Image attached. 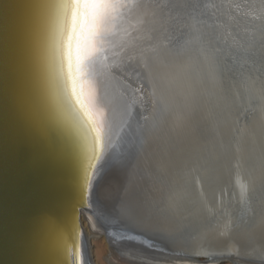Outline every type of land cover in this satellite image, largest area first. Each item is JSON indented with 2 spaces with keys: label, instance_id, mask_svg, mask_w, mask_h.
Segmentation results:
<instances>
[{
  "label": "bare ground",
  "instance_id": "bare-ground-1",
  "mask_svg": "<svg viewBox=\"0 0 264 264\" xmlns=\"http://www.w3.org/2000/svg\"><path fill=\"white\" fill-rule=\"evenodd\" d=\"M37 2L0 0V45L7 41L6 63L0 46V264H77V247L81 264H94L93 242L101 259L113 256L138 264H219L226 257L230 264H264V151L257 150L254 143V149L242 155L232 151L217 155V150L208 155V160L224 166H217L220 171L213 187L201 193L204 199L187 204L188 208L179 206L176 212L165 213L168 208L158 179L162 174L154 167L156 173L151 167L147 172L154 177L147 184L141 182L147 185L140 190L142 196L129 198L119 190L122 196L118 195L117 204L101 201L108 193L105 189L116 192L117 186L107 177L108 183L102 187L105 176L115 174L110 172L113 168L127 167L125 155L134 150L141 132L166 119L188 131L201 127L199 116L191 122L170 113L176 102L183 106L187 99L196 108L199 100L190 98L191 89L186 87L173 91L172 82L164 79L167 76H159L170 25L169 17L161 16L163 0H124L130 7L108 23L103 40L95 45L94 62L85 73L75 69L74 45L70 52L65 41L63 59L57 57L54 14L34 8ZM233 3L237 11L257 22L264 20L261 0ZM139 4L146 7H137ZM231 17L237 18L233 12ZM188 24H181V29ZM252 24L241 28L247 31V38L264 32V22ZM225 29L224 39L233 46L243 44L239 35L229 34L230 27ZM90 39L91 23L85 21L81 54L89 50ZM134 99L141 107L139 123L130 118ZM149 101L156 103L155 107L161 104L166 111L161 110L156 119L148 115ZM262 103L264 109L263 97ZM175 111L179 114L180 109ZM82 122L95 128L90 135L99 134L96 152L103 160L99 172L92 173L95 189L91 197L85 189H78L82 162L89 152ZM258 125L264 127V113ZM196 144L195 149L208 154ZM226 157L231 160L226 162ZM235 159L242 161L240 168L227 170L238 163ZM140 184H135V190L131 186L125 189L135 194ZM168 192L175 191L169 188ZM140 206L143 216L135 215ZM167 216L176 218L167 222ZM73 223L82 233L75 238L70 231ZM215 229L225 237L221 243L212 241ZM145 236L156 243H149Z\"/></svg>",
  "mask_w": 264,
  "mask_h": 264
},
{
  "label": "water",
  "instance_id": "water-1",
  "mask_svg": "<svg viewBox=\"0 0 264 264\" xmlns=\"http://www.w3.org/2000/svg\"><path fill=\"white\" fill-rule=\"evenodd\" d=\"M183 2L184 0H163L161 4V16L164 19L168 16L170 25L169 32L165 36L167 41L163 44L162 63L158 65L159 76L162 79L163 76H167L164 79H169L172 82L171 85H174L172 86L173 91L182 87L191 89L190 98L199 101L200 97L196 98V96H200L202 91L211 97L225 96L226 93H229L232 95L229 101L231 105H237L239 116L244 115L246 110L250 108L252 114L262 117L264 113L262 108V97L264 98V32H260L258 35L255 32L253 37L247 38V31H242L241 28L244 29V25L245 28L253 26L252 23L254 22L263 23L264 20L257 22V19L248 17L244 12L237 11L233 0L232 3H230V0H190L187 7H165L172 3L179 4ZM261 2L264 4V0H261ZM192 4H195L196 7H193ZM240 7L242 8V6ZM232 12L236 14L237 18L231 19ZM250 18L253 21H250ZM186 21L189 24L181 29L180 25ZM229 27L232 29L229 34L239 35L244 40L243 44L240 43L241 45L239 44L238 47L233 46L229 43V39L223 38L225 28ZM178 31L181 32L176 36L175 34ZM167 88V90H170L169 86ZM129 89L133 95H136L133 88ZM173 103L175 102L173 101ZM160 105L157 104L155 108V119L161 110L166 111L167 109ZM178 107L176 102L172 111H175ZM131 108L130 118L132 122L139 123V119L142 118L141 107L135 99L131 101ZM226 119V116L221 118L218 125H224L225 123L222 122H225ZM157 123H160V126L166 125L164 121H158ZM157 123L140 133L134 150L125 155L127 163H131L138 157L149 153L148 139L151 132L160 127L157 126ZM199 126L201 127L197 128L198 130L205 126L202 119ZM260 128L264 129L261 126ZM162 140L166 143V150L172 151L171 148L178 138L170 135ZM249 149L251 148H248V151ZM262 151L264 150L262 149ZM228 152L229 150H225L222 154ZM162 175L158 178L161 182ZM149 177L153 178L154 176ZM213 203H216L215 198ZM145 238L151 244L156 243V240L150 236H145Z\"/></svg>",
  "mask_w": 264,
  "mask_h": 264
},
{
  "label": "rangeland",
  "instance_id": "rangeland-1",
  "mask_svg": "<svg viewBox=\"0 0 264 264\" xmlns=\"http://www.w3.org/2000/svg\"><path fill=\"white\" fill-rule=\"evenodd\" d=\"M199 97H201L200 100H202V99L203 100L199 101L198 105H196V108L194 106H192V104L190 103V100L188 101L186 99L185 101L187 103L185 101H183L184 103L183 102L182 103L184 105L180 104L183 106L178 107L180 109L179 114H181V116L178 113H176V111H172L171 113L174 115L177 114V117H175L177 119H181L185 116V118L186 117L189 118L191 122L196 120L197 116H199V118H201L203 120V123H205V126H204L205 128L203 127L202 130L196 129L193 131H188V130L184 129L183 127L179 126L178 123L174 122L175 120L171 119L173 121V123H172L168 119H166L167 121H165L166 122L165 126H160L161 128L160 127L156 128L158 130H156L155 132L153 131L154 133L151 132L152 136L150 135V137L148 139L149 144L147 143L148 148H149V153L147 155L144 154L145 156L138 157V159H135V161H133L134 163H132V162L127 163L126 164L127 167H125V166L123 168L120 167L121 169L118 168L117 171H116V168H113L110 171L112 173H115L112 175L113 177L111 175L105 176V180L103 182L102 187L104 185H106V182H107L106 180H109V179H110L108 181L109 183L112 184V182L113 183L115 182L117 186L115 189L116 192H113L111 189H109L111 191L105 189V191H107L108 193L104 194L105 196H104L103 200H101L102 202L105 201L104 204L107 203V205H111L112 202H114V203L116 202V204H117L118 199H119L118 195H120L122 192L124 194L127 193V195L129 194L127 196V197L130 196L129 198H131V195H132V197H133V195H134V197L142 196L144 194V192L140 193V190L144 189V188L146 189L147 185H145V184H147V181L150 180L149 176H152L153 175L152 173H154L157 169H160L161 174H163L161 176V178H163L162 182H161V184H162L161 189L163 190L162 196L164 199V203L166 204V207L168 208V210L165 213H168V215H169L170 212H176L177 211L176 207H179V206L180 207H187L188 206L187 204L191 205V203L195 204L196 202L203 200L204 195L201 193L203 191H205L206 188L210 187V189H211L213 187L214 182L216 180L215 174H218L220 171L217 166L222 168L224 166V164H223V162L222 163L218 162L219 164H216V162H213L212 159L208 160L207 159L208 155H213L217 151L220 153V154L218 153L217 155H224L222 153L228 149H229V151H232L230 153H232L233 155H242L248 151V148L254 149L252 146L253 143L255 144V148L257 147V150H262V149L264 150V129L260 128V125H258V122L262 117L260 118V116H255L254 114H252V112L249 109H247V111L245 112L244 115L239 116V114H238L239 109H238L237 105L233 106V104L231 105V103L229 101V99L232 98V95L229 93H226L225 96L217 95V96L211 97L209 95L204 94V91H203ZM152 99H154V101L156 103H158L157 102L158 100L156 98L152 97ZM209 100H211V101H209ZM149 103H150V105L148 106V108H149L148 115L154 116L155 115V108L157 107V106L155 107L156 103H155V105L150 101H149ZM238 104L240 105L241 102ZM187 107H188V111H187ZM176 110H178V109H176ZM224 116H226L227 119L225 122H222V123H225V124L224 125H222V124L218 125V123H220L219 120H221V118H223ZM208 122H209V124H208ZM145 123H147V120L145 121ZM209 132L212 135L209 134ZM206 133H207V136H205ZM208 134H209V136H211L210 138L208 137ZM170 135L178 138V140L172 146V148H171L172 151H167L166 150V147H167L166 143L162 139L164 137L170 136ZM195 144L200 145L202 148L205 147V149H206L205 151L208 152V154L203 153V152L195 149V146H194ZM225 146H226V149H224ZM144 158H145V160L147 159V161H143ZM226 158L224 159L226 162H229L231 160V158H229V157H226ZM235 160L238 163L236 165H234L233 168L227 167L226 168L227 170H231V169L236 170V169H238V167L240 168L242 161L238 160V159H235ZM117 161H118V159L113 161L112 167L117 163ZM148 162H150V163H148ZM145 163L147 165H145ZM132 164H134V165H132ZM138 165H140V166H138ZM131 166H133L132 170L134 168V171H132V170L130 171ZM145 167H147V168L151 167L152 173L150 171L147 174V172L149 171V168L146 169ZM153 167L156 170H154ZM135 168H138V170L137 169L135 170ZM226 169H224V170H226ZM144 171H146V172H144ZM122 172L125 174V176H123ZM131 172H133V174H131ZM121 174H122V176H121ZM127 175L130 176L131 178L133 177L135 179L134 183H132L133 178L131 181L130 180L131 178L129 179V177ZM135 176L139 177L140 179H137ZM107 177H109V179ZM110 177H112L113 180ZM120 178H122V179L124 178V179L122 180ZM128 179L131 181L132 184L129 183L130 181ZM120 180H122V181H120ZM127 180L129 182H127ZM137 180H142V181L139 182ZM110 181H112V182H110ZM122 182L126 183L128 186L126 184L122 185L123 184ZM135 182L139 183V184L141 182H144L145 184L141 183L140 184L141 186H139L137 188V190L135 191V194L134 193L130 194L129 192H127V190H129L130 192L132 191L130 189L134 188L133 190H135L136 189V185H135L136 183ZM142 185L143 186L145 185V187H143ZM130 186H131V188H130ZM125 188H130V189H125ZM169 188L175 192H171V194H170V192H168ZM119 190L121 191V193ZM111 193H113L116 196V199H115V196L114 195L112 196ZM106 195H109L114 199H111V197L109 198V196H106ZM120 196H122V195H120ZM106 200H107V202H106ZM199 203H201V202H199ZM138 209L140 210V213L135 214V215L140 216V214H141L143 216V212H144L143 208L140 206V207L136 208V211ZM175 218L176 217H174V216L172 218L171 217L168 218V216H167V219H168L167 222H169V219L171 221L172 220L174 221ZM212 231L213 232H211V233H213L214 235L211 234L212 235L211 238H212V241L214 240L213 241L214 243H215V241H216V243H219V242L221 243L222 241L225 240V237L224 238L222 237L223 234L221 232H219L218 229H215ZM215 235H217L219 238ZM208 239H209V237H208ZM208 242H210V239ZM262 246L264 247V244ZM262 246H261V248H263ZM91 250H92L91 251L92 262L94 264H138V263H133V262H129L126 260H122L119 257H113V256L109 257L108 259L107 258L106 259L99 258L97 255V245L95 244V242L92 243V249ZM203 253H205V252H203ZM262 253H264V248H263ZM235 255H234V257H236ZM201 259L207 260L208 258L202 257ZM223 260H225V261H223ZM223 260L220 261L219 264H230L227 257L223 258ZM198 263L199 264H201V263L206 264L207 262L206 261L205 262L198 261Z\"/></svg>",
  "mask_w": 264,
  "mask_h": 264
},
{
  "label": "snow or ice",
  "instance_id": "snow-or-ice-1",
  "mask_svg": "<svg viewBox=\"0 0 264 264\" xmlns=\"http://www.w3.org/2000/svg\"><path fill=\"white\" fill-rule=\"evenodd\" d=\"M190 0H184L183 3H172L165 7H187ZM159 7V5H156ZM196 7L195 4H192ZM130 5L124 0H38L34 5L39 11H51L54 14L56 21L55 32V52L58 58L63 59L65 41L69 51L73 45L76 49L75 55V69L80 73H85L92 66L94 62L96 43L103 40L106 26L115 18V16L122 10L129 8ZM137 7H146V5L139 4ZM91 23V39L89 43V50L81 54L80 52V38L84 32V22ZM5 53V63L7 58V41L2 45ZM71 60V56L69 57ZM71 66V65H70ZM74 90V89H73ZM90 132H95V128L89 124L82 122V134L86 137L89 144V152L85 160L82 162L83 178L78 181V189L83 188L86 194L91 197L95 189V181L92 173L99 172L98 165L103 167L102 157L96 152V145L100 142L99 134L95 136L90 135ZM99 176L97 175L96 179ZM91 207V205H89ZM73 238L76 237L80 230L76 223H73L70 228ZM82 235V233H80ZM67 242H65V248ZM77 264H81L78 255L77 247Z\"/></svg>",
  "mask_w": 264,
  "mask_h": 264
}]
</instances>
